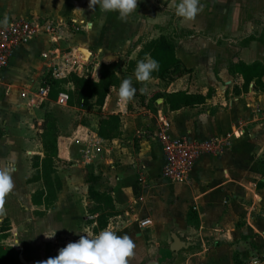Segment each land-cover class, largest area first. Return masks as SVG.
Returning <instances> with one entry per match:
<instances>
[{"label":"crops","instance_id":"1","mask_svg":"<svg viewBox=\"0 0 264 264\" xmlns=\"http://www.w3.org/2000/svg\"><path fill=\"white\" fill-rule=\"evenodd\" d=\"M179 2L138 0L137 10L121 19L117 12L102 13L98 6L90 9L89 0H0V20H29L38 31L13 50L0 79V128L5 130L0 164L12 160L15 167L14 188L5 196L0 216L10 220L12 229L18 227L15 220L25 219L31 212L40 213L41 218L60 211L65 195L71 197L68 203L78 195L79 179H64L58 167L61 160L73 155L72 138L60 135L59 119L50 110L52 104H58V94L71 92L74 86L64 82L66 90L43 98L39 90L44 81L87 72L95 78L101 64L120 62V78L131 79L136 89L131 101L121 100L118 88L112 87L102 107L89 110L58 104L76 115L100 111L94 125L72 121L71 137L81 134L89 148L83 165L90 171L81 177L89 204L88 174L98 178L94 188L112 198L115 215L102 230L133 239L135 248L128 264L150 260L159 264H235L234 255L245 264H264V92L252 83L247 92L235 94L234 88L240 89L243 79L233 68L238 63L264 65V0H200L201 11L193 20L176 15ZM181 30L191 33L190 40L178 43L174 39V31ZM161 36L174 43L179 67L185 70L165 90H142L143 82L127 71V65L139 55L140 60L149 58V43ZM180 42L187 53L194 47L198 54L188 61L182 59ZM207 48H214L217 55ZM84 49L88 58L82 55ZM89 58L90 63L83 66L82 61ZM51 67L57 68L56 76ZM190 69L194 77L209 79L214 90H171L173 85L185 83V72ZM227 78L233 87L224 86ZM37 85L38 90H31ZM67 85L71 88H65ZM180 91L201 93L207 99L202 105L172 111L161 95ZM157 92L161 94L157 96ZM48 127L53 129L56 153L50 175L53 184L46 188L42 177L36 178L34 164L48 153L44 145ZM164 137L209 144L184 183H172L162 176ZM75 166L76 172L82 170L79 163ZM100 213H91L95 216L91 235L96 228V234L102 231L96 221ZM145 221L149 223L143 226ZM172 235L189 245L172 252Z\"/></svg>","mask_w":264,"mask_h":264},{"label":"rangeland","instance_id":"2","mask_svg":"<svg viewBox=\"0 0 264 264\" xmlns=\"http://www.w3.org/2000/svg\"><path fill=\"white\" fill-rule=\"evenodd\" d=\"M71 23L73 24V22ZM174 32L175 34L173 35V37L178 43L182 39L190 40V32H184V30ZM194 37H192L191 39H193ZM169 38L172 39L171 34L169 35ZM182 46L183 44L180 42L178 54L182 59L185 58L188 61L189 57L192 58L198 54V52H196V48L191 47V50L189 49L187 53ZM62 50L66 51L65 49ZM206 50L210 54L217 55L214 48H207ZM229 50L231 49L229 48ZM86 60L82 61L83 66H86V63H90L91 61L90 58L88 59V61ZM87 70L90 71V68L88 67ZM184 70V68L180 69V67H178L172 73L167 75L165 80L163 81H151L149 79L148 81L142 83V90H165L167 88L166 84H169L168 82L170 81H174L176 79L175 77L182 73V71ZM185 73L186 76L185 79H183L185 80V83L180 82L177 85H173L172 87H170L171 90L175 88L187 90H203L207 88L209 90H214L212 87H209L210 80L206 77H199L198 75H195L194 77V75H192V69H190L188 73ZM87 74L91 75L90 72H87ZM230 80L231 79L229 78L224 80V86L233 87V84L231 85V83H229ZM57 88L64 89V87H62V84H57ZM65 88L69 89L71 88V86L67 85ZM31 90H38V85L34 88H31ZM62 92H65L67 94L69 93V91ZM157 93V96L161 94L159 92ZM157 93H154L153 95ZM142 96H145V92ZM50 110L59 119L57 120V123L59 126L60 135H63L67 138H72L71 140L73 142V145H71V149L73 155L70 160H61L58 164V167L60 168L59 172L63 175L64 179L68 181H70L71 179L76 180V178L79 179V183L77 184L76 182V192H78V195H75V200L73 198V201L71 203H68L70 202L69 199H71L70 195L69 197L65 195V198L62 201V206L64 207H62V210L60 211H52L51 213H49V215L43 216L41 218L38 217L40 213H35L33 215V213L31 212L29 213V215H27V217H25V219L15 220V222H17L18 224V227L14 229H12L11 222H9L10 220L8 221V219H4L0 216V246H3L5 248H16L15 250L21 252L24 256V259L29 264H41L42 261L46 260V257L49 254L58 252L60 248L64 247L67 240H69V242H73L79 239L80 235H82L83 233L91 235L89 232L91 223L95 220V216L91 214V212L94 210L91 209L90 211V208L93 205H90L88 202L86 186L81 179L85 172L90 171L89 166L87 167L83 165L87 162V159L85 158V151L89 148H87L86 142L81 139V134L78 135V137H71L72 133H74V129L72 130L71 124L73 121L75 123L82 122L89 126H91V123L94 125L98 123L100 111L97 109L96 111L93 110L92 112H86L83 110L84 113H78V115H76L73 113H67L63 110V107L58 104H52L50 106ZM75 163H79L81 165V171H75ZM4 226H8L9 230L2 231V228H4ZM71 230L74 232L72 233ZM53 233L54 235L51 238L47 237L51 236ZM48 244H50V246H48Z\"/></svg>","mask_w":264,"mask_h":264},{"label":"trees","instance_id":"3","mask_svg":"<svg viewBox=\"0 0 264 264\" xmlns=\"http://www.w3.org/2000/svg\"><path fill=\"white\" fill-rule=\"evenodd\" d=\"M147 53L150 58L155 59L159 63V70L153 72L151 78L165 79L174 69L180 66V61L176 57V47L172 41L161 36L156 40L149 43ZM141 55L135 61H130L127 65V71L135 74L137 63L140 61ZM236 68L238 73L243 79V84L240 89L234 88L235 94L243 93L249 90L250 84L260 91L264 92V83L262 78L264 76V65L260 63H253L246 65L244 63H238L233 68ZM230 66V71H231ZM122 72V64L120 62L101 64L98 68L97 75L92 78L89 74L78 76L74 73L70 74L64 80H51L49 83L52 84V90H57L54 94L50 93L51 97H55L56 94L62 89L57 88V84L64 82H71L74 89L69 92V104L79 108H85L91 110L93 107H102L106 96L108 95L112 87L119 88L122 82L120 74ZM169 105L170 110L175 111L185 107H194L202 105L207 99V95L201 93H189L186 91L163 93L161 95ZM101 123V121H100ZM46 129V127L44 126ZM5 135L4 128H0V140ZM44 145L47 149V154L42 161L35 162L34 166L38 168L36 178L42 177L45 182L46 188L53 184L51 179L52 170V157L56 153V139L53 136V129L48 127L47 133L45 134ZM38 160V159H37ZM40 167V168H39ZM40 169V171H39ZM56 186L59 187V179L55 178ZM98 178L93 174L86 176V183H88V195L91 200V209L94 210L91 213H100L97 217V226L99 229L106 228L110 217L115 215L112 198L109 194L98 192L94 185L97 183ZM48 191V195H49ZM196 227L199 226V218H196ZM2 231L8 230L6 226L2 228ZM96 234L98 229L93 230ZM20 252L13 248H3L0 246V264H16L18 261V255ZM58 253H51L46 257L54 258ZM166 257V256H165ZM235 264H245L244 260L239 255H234Z\"/></svg>","mask_w":264,"mask_h":264},{"label":"clouds","instance_id":"4","mask_svg":"<svg viewBox=\"0 0 264 264\" xmlns=\"http://www.w3.org/2000/svg\"><path fill=\"white\" fill-rule=\"evenodd\" d=\"M137 3L138 0H89L88 7L91 9L98 6L102 13L117 12L121 19H125L137 10ZM200 11V0H180L175 7L176 15L186 20L195 19ZM7 23V17L0 20V26H6ZM92 27L89 21L88 30ZM158 70L159 63L155 59L149 57L140 60L135 69L136 80L146 82ZM118 94L125 102L133 99L136 89L131 79L122 80ZM14 171L12 160L0 164V206L3 205L5 196L14 188ZM53 235L54 233L47 237L51 238ZM134 248L135 243L129 235L120 236L113 230L105 229L95 235L83 233L77 241L60 248L54 258H48L41 264H128Z\"/></svg>","mask_w":264,"mask_h":264},{"label":"built area","instance_id":"5","mask_svg":"<svg viewBox=\"0 0 264 264\" xmlns=\"http://www.w3.org/2000/svg\"><path fill=\"white\" fill-rule=\"evenodd\" d=\"M49 28V26H46V29ZM37 32V26L24 19H13L8 21L6 26H0V79L9 64L13 50L35 36ZM51 71L53 76H56L57 68L51 67ZM50 88L48 81H44L39 90L41 97H49ZM56 102L60 105H66L69 102V95L60 92ZM208 145L204 142L190 141L185 138L164 137L162 148L166 162L162 170V176L172 183L186 182L196 158L208 148ZM148 223V221H145L141 224L144 226ZM254 263H256L255 260Z\"/></svg>","mask_w":264,"mask_h":264},{"label":"water","instance_id":"6","mask_svg":"<svg viewBox=\"0 0 264 264\" xmlns=\"http://www.w3.org/2000/svg\"><path fill=\"white\" fill-rule=\"evenodd\" d=\"M83 54L85 57H87L86 55H89V52L87 50H82ZM189 245L188 242H183L181 241L176 235H172V243L170 244V250L172 252H177L179 251L181 248H185ZM18 264H29L23 257V254L20 253L18 256ZM146 264H159L158 260H150L148 261Z\"/></svg>","mask_w":264,"mask_h":264},{"label":"bare ground","instance_id":"7","mask_svg":"<svg viewBox=\"0 0 264 264\" xmlns=\"http://www.w3.org/2000/svg\"><path fill=\"white\" fill-rule=\"evenodd\" d=\"M86 56H88V54Z\"/></svg>","mask_w":264,"mask_h":264}]
</instances>
